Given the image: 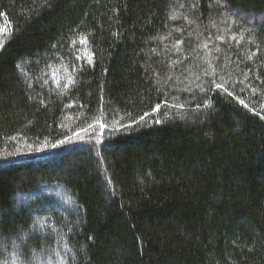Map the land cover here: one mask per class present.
I'll return each mask as SVG.
<instances>
[{"label":"trees","instance_id":"16d2710c","mask_svg":"<svg viewBox=\"0 0 264 264\" xmlns=\"http://www.w3.org/2000/svg\"><path fill=\"white\" fill-rule=\"evenodd\" d=\"M0 30V264H264V0H0Z\"/></svg>","mask_w":264,"mask_h":264},{"label":"snow or ice","instance_id":"6c2138e0","mask_svg":"<svg viewBox=\"0 0 264 264\" xmlns=\"http://www.w3.org/2000/svg\"><path fill=\"white\" fill-rule=\"evenodd\" d=\"M0 31H4V30H0ZM0 46H2V45H0ZM154 110H159V105H157L156 108H155ZM157 122H159V121H157ZM62 143H63V142H62Z\"/></svg>","mask_w":264,"mask_h":264}]
</instances>
